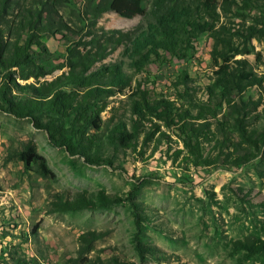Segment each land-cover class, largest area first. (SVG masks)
Wrapping results in <instances>:
<instances>
[{
	"label": "rangeland",
	"instance_id": "1",
	"mask_svg": "<svg viewBox=\"0 0 264 264\" xmlns=\"http://www.w3.org/2000/svg\"><path fill=\"white\" fill-rule=\"evenodd\" d=\"M98 1L7 0L0 8V42L24 43L30 35L28 19L35 21L32 15L45 4L53 6L51 27L43 28V21H35L34 31L46 51L33 47L37 63L47 73L41 80L52 81L68 73L69 60L77 62L79 53L92 51L93 59L96 38L147 29L152 20L153 0H148L143 3L145 17L128 20L108 12L95 22L91 10ZM219 7L218 38L207 33L194 38L189 32L175 55L161 51V58L153 57L144 72L130 68L131 56H124L129 44L107 46L109 55L95 62L92 70L125 64L124 71L133 82L108 99L101 114V133L120 121L131 128L137 119L131 110L132 96L141 89L150 100L173 102L174 113L188 111L197 116L201 103L214 108L212 115L217 118L206 122L204 156H215L219 141L226 139L221 144L224 153L249 161L232 166L221 158L212 166L195 167L180 126L153 119L155 126L144 122L156 130L146 146L143 134L135 150L106 143L105 155L113 164L89 165L52 146L46 131L29 119L0 110V264H91L112 257L136 264H264V253L251 256L234 248L235 242L248 237L264 240V145L242 138L231 111L221 104L220 90L213 98L208 94L216 77L215 58L225 53L234 67L247 66L256 77L235 96L248 102L245 125L262 127L264 0H219ZM29 142L45 159V174L37 165L27 167L19 160L18 154ZM78 193L95 202L96 208L63 212L52 206L55 196L73 198ZM101 194L118 202L106 205ZM90 231L102 236L79 258V238ZM136 240L161 252L141 262Z\"/></svg>",
	"mask_w": 264,
	"mask_h": 264
},
{
	"label": "trees",
	"instance_id": "2",
	"mask_svg": "<svg viewBox=\"0 0 264 264\" xmlns=\"http://www.w3.org/2000/svg\"><path fill=\"white\" fill-rule=\"evenodd\" d=\"M146 1L148 0H99L91 10V16L95 22L108 12L128 20L138 16L145 17L148 15L143 8V3ZM6 5L7 0H3L0 8ZM219 8V0H153L149 14L152 20L147 29L115 31L110 35H102L95 39L93 59L90 57L92 51H88V55L79 53L77 62L69 60V71L66 75L52 81H42L47 73L44 67L37 63L33 47L46 51L45 45L39 41L34 31V28L37 29L35 21L37 19L43 21V28L46 29L54 23L52 20L54 7L45 4L40 11H36V15H32L35 21H32L31 17L28 19L30 35L24 43L7 39L5 43L0 42V110L17 119H29L36 128L46 131L52 146L63 148L69 156L80 157L89 165L113 164L105 155L106 143L123 150H135L143 134V143L146 146L156 130L144 125V122L153 123V119L163 120L169 126H180L185 136L183 142L193 166H212L223 159L232 166L243 165L249 161L246 157H232L224 153L221 144L224 145L226 139L219 141L218 153L215 156H204L202 144L205 143L203 140L209 130L206 122L209 118H217V114L212 115L215 109L205 103L197 107L199 111L197 116L188 111L174 113L176 108L173 107V102L150 100L141 89H138L132 96L131 110L137 119H133L131 128L120 121L106 134L101 133L103 124L101 114L108 107V99L115 93L130 88L133 82V77L124 71L125 64H113L92 70L95 62L102 61L109 55L107 46L112 45L113 48H117L127 44L132 45V47L126 46L124 56H131L130 68L144 72L153 57L161 58V51L175 55L189 32H192L194 38L205 33L212 38H218ZM218 46L219 43L215 50ZM218 55V59L215 58L216 77L213 85L208 88L209 96L213 98L220 90L221 104L231 111L242 138L252 144L264 145V113L260 117L263 123L261 128L247 127L245 121L249 115L248 102L245 103L243 99L236 100L235 96L244 90L246 84L255 81L256 77L247 66L234 67L225 53ZM30 79H34L35 83L25 85L19 83V80ZM183 84H187V81L184 80ZM190 119L195 122L203 121L194 123ZM155 125L153 123V126ZM18 158L27 167L37 165L41 174L48 171L45 159L38 154L33 142L24 146ZM99 197L106 205L118 202L116 197L109 199L103 194ZM54 198L52 206L57 211L96 208L95 202L80 193L73 198L66 195H57ZM138 234L139 229L136 237ZM101 236V233L95 231L82 234L79 238V258L83 259L84 255L92 250L93 243ZM234 248L243 250L251 256L262 254L264 240L248 237L243 241L235 242ZM135 251L141 262L148 255L161 252L157 247L144 245L139 240H136ZM91 264L136 263L112 257L109 260L99 258Z\"/></svg>",
	"mask_w": 264,
	"mask_h": 264
}]
</instances>
